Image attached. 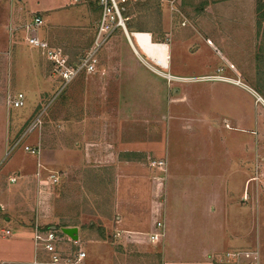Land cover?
<instances>
[{"label": "rangeland", "instance_id": "1", "mask_svg": "<svg viewBox=\"0 0 264 264\" xmlns=\"http://www.w3.org/2000/svg\"><path fill=\"white\" fill-rule=\"evenodd\" d=\"M260 5L144 0L125 16L137 53L117 28L95 71L61 90L55 66L27 44L23 26L41 16L40 38L75 64L95 47V2L0 0V231L77 223L86 240L115 245L119 214L122 229L150 233L161 221L175 238L221 243L218 260L255 249L264 264ZM134 33L169 46L168 69L142 53ZM19 93L23 105L11 107ZM190 197L206 216L174 217Z\"/></svg>", "mask_w": 264, "mask_h": 264}, {"label": "crops", "instance_id": "2", "mask_svg": "<svg viewBox=\"0 0 264 264\" xmlns=\"http://www.w3.org/2000/svg\"><path fill=\"white\" fill-rule=\"evenodd\" d=\"M12 14L14 13L12 12ZM12 14L9 17L11 21L14 20ZM167 47L170 50L168 45ZM222 59L226 63L229 62L224 56H222ZM201 198L203 197L200 194L198 200H201ZM194 201L190 197L184 203L182 210L177 211L173 209L174 217L192 218L206 216L204 211L206 210L205 204L201 201L199 203H195ZM6 221L9 222L7 219ZM123 221L124 219L117 214L116 232L120 234L119 237L121 238L119 239L120 243L115 245L97 240H86L84 234L82 233L81 235L79 228L78 243H75L67 236L64 237L62 242H60L61 247L58 245L60 243L56 244V254L60 259L58 263L52 262L53 255L51 253L35 245L34 227L24 229L23 227L18 228L14 226L13 228L1 229L0 245H7V251H0V264H221L222 262L229 264L224 260V254L217 255L219 256V260L216 258L215 255L218 254L217 250L222 248L221 243L219 244L215 240L207 244L204 240H200L198 243L189 241L184 235L175 238L174 227L169 228L170 226H165V223L160 221L166 229V237L163 240L160 239L158 242H152L149 234L157 232V227L150 233L129 228L122 229V227H125ZM49 229L61 230L57 227ZM81 236L83 239L81 238L80 240ZM128 236H131V238ZM84 243L93 246L92 250L86 251L84 246H81V244L85 245ZM63 244H75L79 250L72 255L62 248ZM131 245L133 247H130ZM116 246H119V248H116ZM128 248L137 250V253H130ZM81 252L85 253L86 256L78 261V255Z\"/></svg>", "mask_w": 264, "mask_h": 264}, {"label": "built area", "instance_id": "3", "mask_svg": "<svg viewBox=\"0 0 264 264\" xmlns=\"http://www.w3.org/2000/svg\"><path fill=\"white\" fill-rule=\"evenodd\" d=\"M100 11V18L98 21V28L95 38V47L92 49L84 59H81L78 63L71 64L68 61V57H64V54L56 48H52L51 45L44 39L40 38L39 30L44 25V19L41 16L34 17L32 23L23 26L26 32L27 44L37 51L41 52L45 58L55 66L56 72L61 77V90H64L69 83L79 77L81 74L91 75L96 69V60L99 50L114 34L117 28H121L125 31L127 37L130 38L127 32V23L129 21L127 14L130 9L144 0H93ZM138 33H134L135 36ZM133 36V37H134ZM136 38V37H134ZM25 96L19 93L13 100L9 101V105L14 108H19L23 105ZM39 122V120H38ZM37 126V122L33 127ZM33 127L28 131L31 132ZM26 151H30V147H26ZM37 151V150H35ZM164 164V163H160ZM58 180L55 179L54 182ZM11 182H15V179H11ZM158 231L149 234L152 242H158L165 236L164 225L157 223ZM34 241L38 248H42L48 253H51L52 262L58 263L60 261L56 254V244L62 242L64 235L61 230L43 231L41 227H35ZM59 232V233H58ZM78 243V242H75ZM86 254L81 252L78 255V261L85 258ZM229 264H261L260 254L258 250H245L237 252H229L225 259Z\"/></svg>", "mask_w": 264, "mask_h": 264}, {"label": "bare ground", "instance_id": "4", "mask_svg": "<svg viewBox=\"0 0 264 264\" xmlns=\"http://www.w3.org/2000/svg\"><path fill=\"white\" fill-rule=\"evenodd\" d=\"M134 36V35H133ZM134 37H136V42L139 47V49L142 51V53L149 58V60L153 61L157 66L163 69L169 68V50L166 44L163 43H153L151 41V37L149 34L146 33H138ZM130 43L132 48L134 49L135 53H137V50L133 43Z\"/></svg>", "mask_w": 264, "mask_h": 264}, {"label": "water", "instance_id": "5", "mask_svg": "<svg viewBox=\"0 0 264 264\" xmlns=\"http://www.w3.org/2000/svg\"><path fill=\"white\" fill-rule=\"evenodd\" d=\"M129 41L130 38L128 37ZM61 232L66 235L67 237H69L72 241L74 242H78L79 241V229L78 227H66V228H62Z\"/></svg>", "mask_w": 264, "mask_h": 264}, {"label": "trees", "instance_id": "6", "mask_svg": "<svg viewBox=\"0 0 264 264\" xmlns=\"http://www.w3.org/2000/svg\"><path fill=\"white\" fill-rule=\"evenodd\" d=\"M264 9V6L263 5H260L259 8H258V13L259 11L261 12L262 10ZM264 17V14H261L260 15V18H263ZM58 229H62V228H66V227H78L79 228V225L77 223H74V224H60L57 226Z\"/></svg>", "mask_w": 264, "mask_h": 264}]
</instances>
